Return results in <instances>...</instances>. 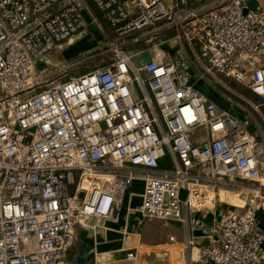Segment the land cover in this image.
<instances>
[{
  "label": "built area",
  "instance_id": "obj_1",
  "mask_svg": "<svg viewBox=\"0 0 264 264\" xmlns=\"http://www.w3.org/2000/svg\"><path fill=\"white\" fill-rule=\"evenodd\" d=\"M166 30L184 55L145 61L135 48L161 46ZM93 35L84 51H107L104 65L68 80L42 70ZM205 86L255 119L261 141ZM263 106L260 0L196 10L188 0H0V264H70L77 228L119 223L135 181L144 189L125 235L146 220L182 221L185 208L198 215L215 194L219 222L198 264H264Z\"/></svg>",
  "mask_w": 264,
  "mask_h": 264
},
{
  "label": "crops",
  "instance_id": "obj_2",
  "mask_svg": "<svg viewBox=\"0 0 264 264\" xmlns=\"http://www.w3.org/2000/svg\"><path fill=\"white\" fill-rule=\"evenodd\" d=\"M165 1L168 4L173 2V0ZM260 2L264 5V0H260ZM251 4H257V2L252 1ZM206 6L207 5L204 3V5L197 8H205ZM197 8H194V10ZM171 35L173 36L171 30L163 32L161 39L164 43L162 42L163 44H161V46L157 45L155 48H150V50L144 54V60L148 61L153 59L158 54L159 56L164 55L167 61H173L178 54L184 55L182 47L176 46L177 44ZM74 47L68 48L66 51L68 52V50L71 49L76 50L77 46ZM78 47H80L79 49H81V51L89 50L92 48V42L85 39L80 42ZM223 80L230 89L240 94V96L252 106L262 103V100L253 94L246 85L232 79L223 78ZM204 89L210 92L211 98L217 104L220 111H227L233 117L239 119L242 124L246 125L250 133L255 136L258 141H261L259 124L255 119H252L239 106L228 103L219 91H209L206 86ZM260 111L264 115V106L260 108ZM198 135L206 137V132L199 131ZM143 189L144 186L142 181H135L132 184L125 196L124 209L119 223L108 222L104 229L98 230H86L82 227L77 228V241L68 256L70 264H96L95 261L99 260V254H102L103 261L105 260L106 264H138V259L129 260L127 255L132 252L136 257L138 250L144 246L149 247L150 245H154L151 246L152 248H155L157 245L165 252L161 254L152 253V257H156L154 258L156 260L171 261L172 255V258L176 256L178 260H181V264H198L201 249L208 244L212 229L214 225L219 222V214L222 207L217 200V195L214 194L216 200L198 215L191 214V212L185 208L182 212V221L165 223L163 221L160 222V220H146L141 228H135L130 234L125 235L123 231L125 227L128 224L135 225L134 219L128 221L127 208L141 202ZM220 196L221 200L224 202L233 204L237 195L233 192L226 191L221 192ZM151 226H159V229H161L158 231L155 230L153 235L154 241L151 240ZM261 227L264 228L263 222ZM163 229H165V231ZM172 249L175 251L174 254L170 252ZM177 250H182L181 255L177 253Z\"/></svg>",
  "mask_w": 264,
  "mask_h": 264
},
{
  "label": "rangeland",
  "instance_id": "obj_3",
  "mask_svg": "<svg viewBox=\"0 0 264 264\" xmlns=\"http://www.w3.org/2000/svg\"><path fill=\"white\" fill-rule=\"evenodd\" d=\"M214 1L216 2L218 0H203V3H198L196 0H188V3H189V7L194 9V8L204 5V3L206 5H209L213 3ZM105 27L107 26L105 25ZM94 39H96L94 35L88 37V40L92 42V46H93ZM154 42L155 44H157V40ZM78 45H76L77 46L76 50L71 49V50H68V52L63 51V52L53 54L52 57L47 62V64L41 67L42 70H44L47 73L52 72L54 76L56 77L59 76L62 80H68L71 77L83 75L90 71L96 70L101 65H104L109 55L107 51L99 50L96 48L95 50L91 49V51L85 52V51H81ZM152 47H154V43L148 44V45L146 43H140L135 49L138 51H146V50L149 51L150 48ZM159 228H160L159 226H156V227L151 226L150 229L152 231V239H151L152 241H154L153 235H154L155 230L156 231L161 230ZM163 230L165 231V229ZM151 246H154V245H150L149 247L144 246L143 248L137 251L138 256L136 255V260L138 259L137 260L138 264H181L182 263V261L178 260L176 256H173L172 258V255H171V259H172L171 261L154 259L156 257L154 256L152 257L151 255L152 253L161 254L165 252L163 249L161 250V247L157 245L155 248H152ZM181 251L182 250H177V253H180L181 255ZM170 252L173 254L175 253L174 249L170 250ZM98 256H99V260L95 261V263L96 264H106L105 260L103 261L102 254H99Z\"/></svg>",
  "mask_w": 264,
  "mask_h": 264
},
{
  "label": "bare ground",
  "instance_id": "obj_4",
  "mask_svg": "<svg viewBox=\"0 0 264 264\" xmlns=\"http://www.w3.org/2000/svg\"><path fill=\"white\" fill-rule=\"evenodd\" d=\"M222 192H226V191H222ZM233 204L237 206H243L244 202L236 196Z\"/></svg>",
  "mask_w": 264,
  "mask_h": 264
}]
</instances>
